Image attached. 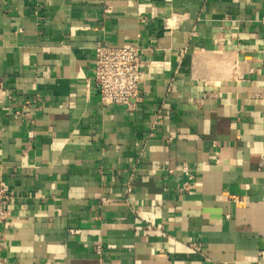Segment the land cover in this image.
Segmentation results:
<instances>
[{
  "label": "crops",
  "instance_id": "crops-1",
  "mask_svg": "<svg viewBox=\"0 0 264 264\" xmlns=\"http://www.w3.org/2000/svg\"><path fill=\"white\" fill-rule=\"evenodd\" d=\"M96 42L141 46L132 108ZM263 157L264 0H0V264H264Z\"/></svg>",
  "mask_w": 264,
  "mask_h": 264
},
{
  "label": "built area",
  "instance_id": "built-area-1",
  "mask_svg": "<svg viewBox=\"0 0 264 264\" xmlns=\"http://www.w3.org/2000/svg\"><path fill=\"white\" fill-rule=\"evenodd\" d=\"M141 51L139 44L109 46L96 42L93 52V81L99 94V103L103 107L119 105L130 109L137 102L142 76ZM259 166L264 168V157ZM180 170L188 178H192L190 168L185 163L180 166ZM184 188L188 189L186 182ZM10 198L8 187L0 181V242L3 239V224L8 216L7 202ZM192 246L199 250L198 244ZM96 248L99 250V246Z\"/></svg>",
  "mask_w": 264,
  "mask_h": 264
}]
</instances>
